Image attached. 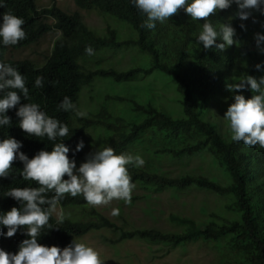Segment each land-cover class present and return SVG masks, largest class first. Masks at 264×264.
<instances>
[{"label": "trees", "instance_id": "obj_1", "mask_svg": "<svg viewBox=\"0 0 264 264\" xmlns=\"http://www.w3.org/2000/svg\"><path fill=\"white\" fill-rule=\"evenodd\" d=\"M72 1L79 10L96 11L128 24L136 32V38L119 41L116 31L109 27L104 36H98L84 23L78 11L67 13L54 2L39 8L36 0H5L6 7L0 8V23L2 14L9 10L25 22L26 39L16 45L4 46L0 38V62L17 68L29 88V101L21 93V104L37 103L42 111L68 126V136L60 139L70 148L69 158L75 160L77 168L90 152L101 146L112 147L117 154L139 155L144 160L142 166H127L132 183L145 192L135 196V200H149L151 195L164 192L211 191L219 197L230 198L225 209L237 213L239 218L221 223L208 221L200 227L192 217L169 214L171 225L183 228L182 232H166L158 228L125 229L124 223L122 226L114 224L88 205L83 196L73 198L66 194L57 206L64 211L70 209L75 212L71 213L72 217L65 216L63 223H57L52 214L49 221L51 229L48 226L42 229L38 243L63 249L73 239L98 230L112 232L115 235V240L111 241L113 245L138 239L146 244L174 248L198 241L219 243L222 240L240 257L235 263L222 264H264V148L231 141L228 128L223 130L221 124L224 122L215 120L213 111L224 115L234 102L233 93L226 88L227 83L238 82L246 75L264 76V71L255 68L256 64L264 62V54L257 51L253 39L255 33H264V15L254 13L258 23H253L251 18L247 21L229 20L235 16V4L217 12L209 22L217 31L221 23L230 22L236 29L239 44L224 51L215 47L206 50L196 41L199 26L204 21H193L183 9L165 23L156 22L154 29H147L142 26L147 17L133 0ZM241 23L247 26V31L240 29ZM54 32L60 35L53 41L51 52L42 64L10 57V52L35 45L45 35ZM222 42L217 40V43ZM89 46L93 49L92 55L85 51ZM130 46L150 56L148 67L117 71L98 65L103 60L99 53ZM96 57L98 59L95 60ZM91 63L98 67L91 69ZM153 72L174 81L175 91L180 96L181 117L174 118L160 111L152 102H142L127 94L134 83ZM38 76L43 77V87L35 86ZM96 80L122 87L117 93H105L104 98L97 101L96 110L83 117L59 109L58 105L65 96L78 109L81 91L92 87ZM238 94L246 98L252 95L250 91ZM18 107L7 112L11 125L0 126V141L10 137L20 141L22 147L19 151L29 159L40 150L51 151L53 141L29 135L19 127ZM90 130L98 131L96 146L75 152L77 142ZM194 157H208L212 165L222 170L227 183L215 181L203 173L172 176L162 165L165 160L184 164V160ZM22 169L23 163L17 158L10 174L6 178L0 177V214L12 207L22 208L18 201L5 195L9 188L38 187L33 181L23 180ZM147 213L151 214V211ZM215 216L214 213L209 214L211 218ZM1 226L5 234L2 235L4 250L17 252L21 241L29 238L23 234L25 229H18L13 237L8 238L7 228Z\"/></svg>", "mask_w": 264, "mask_h": 264}, {"label": "clouds", "instance_id": "obj_2", "mask_svg": "<svg viewBox=\"0 0 264 264\" xmlns=\"http://www.w3.org/2000/svg\"><path fill=\"white\" fill-rule=\"evenodd\" d=\"M133 2L146 15L147 19L142 26L147 29H154L156 22L165 23L181 9L193 21L203 20L196 41L206 50L215 47L224 51L227 47L239 44L236 29L230 22L221 23L219 31L209 22L210 17L217 12L227 10L235 4L237 6L235 16L229 20L238 18L240 21H247L251 18L253 23H258L254 13L264 15V0H133ZM4 7L5 0H0V8ZM24 23L22 18L10 10L2 14L0 38L4 46L16 45L26 39ZM239 27L247 31L244 23ZM218 39L223 42L217 43ZM253 39L257 51L264 54V33H255ZM85 51L89 55L94 54L90 46ZM255 68L257 71H264V62L256 64ZM35 86L43 87V77L38 76L35 79ZM226 88L233 93L234 101L223 116L231 141H242L249 147L259 145L264 148V76L246 75L238 82L227 83ZM244 91H250L251 97L246 98L245 95L238 94ZM21 93L24 99L29 101V88L26 86L24 75L10 64L0 62V126L11 125V117L7 112L19 106L16 111V116L20 118L19 127L29 135L47 137L54 143L51 151L40 150L29 159L26 154L19 151L22 147L20 141L11 137L0 141V177L6 178L10 174L12 165L18 158L23 163L20 173L23 180L33 181L38 185L11 187L5 194L18 201L22 208L12 207L6 213L0 214V264H104L97 250L76 239L61 249L58 246L49 247L38 243V237L45 226L51 229L50 218L66 194L73 198L83 196L86 203L93 207L108 205L113 200L130 204L136 186L132 183L127 166L130 164L142 166L144 160L139 155L133 156L124 152L117 154L112 147L101 146L90 152L77 168L75 160L69 158L70 148L60 139L68 136V126L42 111L37 103L21 104ZM58 107L65 112H75L80 117L85 115L67 96ZM58 139L59 142H56ZM84 146V141L80 140L75 152L81 151ZM49 193H52L51 197ZM119 211V208H113L111 215L118 216ZM64 219L62 211L57 213V223H63ZM1 225L7 228L8 238L13 237L18 229H25L23 234L29 238L21 241L17 252L9 253L4 250L2 235L5 234Z\"/></svg>", "mask_w": 264, "mask_h": 264}, {"label": "rangeland", "instance_id": "obj_3", "mask_svg": "<svg viewBox=\"0 0 264 264\" xmlns=\"http://www.w3.org/2000/svg\"><path fill=\"white\" fill-rule=\"evenodd\" d=\"M52 2L67 13L78 11L84 23L98 36H104L109 27L116 31L119 41L136 38V32L128 24L96 11L79 10L72 0H36V5L39 8L48 7ZM59 35L60 33L57 32L49 33L37 44L23 50L13 51L11 57L13 59L26 58L37 64H42L51 52L53 41ZM99 57L103 58L98 64L101 68H113L117 71H126L134 67L146 68L151 63L150 56L134 46L103 51L99 53ZM98 65L91 63L90 67L95 69ZM121 87V85L110 86L107 81L96 80L92 87H85L81 91L78 110L84 112L85 115L95 111L97 101L104 98L105 93H117ZM127 94L142 102H152L160 111L172 115L174 118L182 116L180 96L175 91L174 81L159 72H153L150 76L143 77L140 82L134 83L133 87L128 89ZM213 111L215 120L224 122L221 127L223 130L227 129L224 115L220 111ZM84 136L82 140L85 146L81 151H86L85 148L89 146H96L99 141L98 131L90 130ZM129 154L132 155V153ZM162 165L172 176L182 173H203L215 181L227 183L222 170L218 166L212 165L208 157H194L184 160V164L165 160ZM142 194L145 192L136 186L130 204L121 200H113L108 205L94 208L114 224L122 226L124 223L125 229L158 228L161 231L176 233L182 232L184 229L171 225L168 219L169 214L192 217L200 227H203L208 221L221 223L239 218L237 213L225 209V205L231 201L230 198L219 197L211 191L190 189L153 194L149 200L134 199L135 196ZM113 208H119L118 216L111 215ZM148 210L151 211V214L147 213ZM60 211L66 217H72L71 213L75 212L70 209L64 211L57 206L53 216L57 218V213ZM210 213H214L215 218L209 217ZM76 240L97 250L104 264H222L235 263L240 259L238 253L232 252L222 240L219 243L198 241L178 245L174 248L146 244L138 239H129L113 245L111 241L115 240V235L107 230L92 231Z\"/></svg>", "mask_w": 264, "mask_h": 264}]
</instances>
